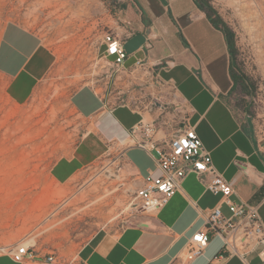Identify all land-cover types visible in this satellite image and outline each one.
<instances>
[{
  "label": "rangeland",
  "instance_id": "obj_1",
  "mask_svg": "<svg viewBox=\"0 0 264 264\" xmlns=\"http://www.w3.org/2000/svg\"><path fill=\"white\" fill-rule=\"evenodd\" d=\"M128 1L0 0V32L6 23L18 22L37 33L57 58L28 105L0 119V158L3 153L11 158L0 159L5 170L0 171V245L33 238L41 253L69 263L96 231L147 225L144 218L154 214L131 217L133 191L140 185L136 171L119 157V145L102 144L94 121L82 119L69 102L75 91L100 84L98 45L106 31L115 27L121 33L114 14ZM209 1L233 32L235 66L252 88L247 96L235 91L232 106L264 144V0ZM115 115L123 123L134 120L127 111ZM83 149L84 170L63 184L49 180L57 159ZM58 189L66 192L54 194ZM41 201L46 205L38 207ZM124 204L128 209L122 211Z\"/></svg>",
  "mask_w": 264,
  "mask_h": 264
},
{
  "label": "crops",
  "instance_id": "obj_2",
  "mask_svg": "<svg viewBox=\"0 0 264 264\" xmlns=\"http://www.w3.org/2000/svg\"><path fill=\"white\" fill-rule=\"evenodd\" d=\"M115 16L119 25L134 26L136 34H143V29L149 28L156 33L158 38L150 57L171 63V68L160 74L164 79H172L190 104V123L211 153L214 167L232 184L231 200L258 207L264 222V144L252 137L232 106L231 56L223 33L211 25L194 0H130L116 10ZM112 29L117 31L115 27ZM180 33L187 45L183 44ZM143 56L142 50L135 54L136 58ZM56 60L54 51L34 31L18 22L3 26L0 119L12 116L13 109L28 105ZM100 87V94L87 87L75 91L69 98L70 106L82 119L94 121L102 144L123 141L139 115L124 107L103 108L110 101L112 87L107 79ZM120 110L134 115V120L120 121L115 115ZM105 123L112 127L105 128ZM119 149L124 150V160L140 178L155 169L154 160L143 150L122 145ZM84 150L57 159L48 170L49 180L63 184L84 170L88 163ZM0 159L11 158L3 153ZM219 202L220 196L210 194L194 174H189L165 206L144 218L147 225L96 231L80 247L72 264H169L193 233L203 227L205 209ZM221 212L230 215L223 202ZM221 254L222 241L214 237L203 255L190 264H208ZM0 264L20 263L0 256ZM215 264L243 263L237 257H230ZM248 264L262 263L252 254Z\"/></svg>",
  "mask_w": 264,
  "mask_h": 264
},
{
  "label": "built area",
  "instance_id": "obj_3",
  "mask_svg": "<svg viewBox=\"0 0 264 264\" xmlns=\"http://www.w3.org/2000/svg\"><path fill=\"white\" fill-rule=\"evenodd\" d=\"M121 28V33L113 29L106 31L98 45L97 57L103 78L93 89L100 94V85L107 79L112 88L110 101L104 103L103 108L124 107L139 115L125 140L108 143L136 147L149 154L155 163V169L145 177L136 174L140 185L133 191L136 202L131 203V217L138 219L144 213L161 209L179 190L184 178L194 174L210 194L220 196V202L205 209L203 227L193 233L169 264H190L203 255L214 237L222 241V254L214 256L208 264L230 257L248 264L252 254L264 264V222L258 207L231 200L234 194L232 184L214 167L211 153L190 123V104L180 94L175 82L160 74L170 69L171 63L150 57L158 38L156 33L150 28L143 29L145 43L139 50L144 56L135 57L132 64L126 66L130 55L126 53L124 43L137 30L129 23ZM98 88L100 92H97ZM118 151L119 157L124 159V150ZM222 202L227 205L229 216L221 212ZM0 256H7L20 264L73 263H65L55 253H41L33 238L0 245Z\"/></svg>",
  "mask_w": 264,
  "mask_h": 264
},
{
  "label": "trees",
  "instance_id": "obj_4",
  "mask_svg": "<svg viewBox=\"0 0 264 264\" xmlns=\"http://www.w3.org/2000/svg\"><path fill=\"white\" fill-rule=\"evenodd\" d=\"M196 6L205 13L207 19L211 23V25L221 31L226 39V43L228 46V50L231 56V64H230V75L233 81L232 92L238 91L241 92L243 95H249L252 88L247 83L246 77L241 74L237 67L235 66V59L234 56L236 55V47L234 42V35L232 30L227 26L226 23L223 22L217 11L214 7L210 4L209 0H194ZM170 17L171 14L169 13ZM180 38L184 45L187 43L183 40L182 34H179Z\"/></svg>",
  "mask_w": 264,
  "mask_h": 264
},
{
  "label": "water",
  "instance_id": "obj_5",
  "mask_svg": "<svg viewBox=\"0 0 264 264\" xmlns=\"http://www.w3.org/2000/svg\"><path fill=\"white\" fill-rule=\"evenodd\" d=\"M145 43V35L138 33L133 35L124 43V49L127 54L131 55L137 52Z\"/></svg>",
  "mask_w": 264,
  "mask_h": 264
},
{
  "label": "bare ground",
  "instance_id": "obj_6",
  "mask_svg": "<svg viewBox=\"0 0 264 264\" xmlns=\"http://www.w3.org/2000/svg\"><path fill=\"white\" fill-rule=\"evenodd\" d=\"M1 152H2V151H1ZM16 165H17V164H16ZM1 166H2V165H1ZM1 166H0V171H3V170H4V169H3L4 167H3V166L1 167ZM4 166H5V165H4ZM4 171H5V170H4ZM6 173H7V171H6ZM6 173H5V174H6ZM1 174H4V172L1 173ZM7 174H8V173H7ZM7 174H6V175H7ZM5 177H6V176H5ZM6 178H7V177H6ZM0 181H1V180H0ZM5 182H6V180H5ZM2 183H3V182H2ZM0 189H1V188H0ZM1 190H2V189H1ZM1 190H0V191H1ZM54 192H55V191H54ZM64 192H66L64 189H58V190H56V192H55L54 194L62 195V194H64ZM45 202H46V201H45ZM45 202H42V201H41V202L39 203L38 207H42V205L45 204ZM45 205H46V204H45ZM40 209H41V208H40ZM127 209H128V205L124 204V207H123L122 211H125V210H127ZM30 214H31V213H28V216H29ZM116 216H117V215H116ZM52 223L54 224L55 222H52ZM56 223H57V222H56ZM53 224H51V225H53ZM51 225H50V226H51Z\"/></svg>",
  "mask_w": 264,
  "mask_h": 264
}]
</instances>
